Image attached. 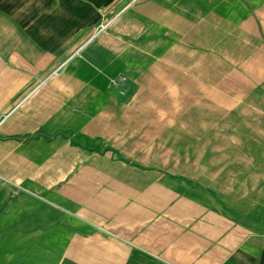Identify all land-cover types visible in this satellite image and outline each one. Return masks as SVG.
<instances>
[{
  "label": "crops",
  "instance_id": "0c3cea01",
  "mask_svg": "<svg viewBox=\"0 0 264 264\" xmlns=\"http://www.w3.org/2000/svg\"><path fill=\"white\" fill-rule=\"evenodd\" d=\"M163 39L212 94L264 79V0H0V264H264L259 125L215 103L151 134L153 104L113 102L160 93Z\"/></svg>",
  "mask_w": 264,
  "mask_h": 264
},
{
  "label": "rangeland",
  "instance_id": "374dc122",
  "mask_svg": "<svg viewBox=\"0 0 264 264\" xmlns=\"http://www.w3.org/2000/svg\"><path fill=\"white\" fill-rule=\"evenodd\" d=\"M103 27V28H102ZM100 31H103L106 29L107 26H102ZM166 28L165 35L162 33V38L166 37L165 39L167 41L170 40V42L175 43L177 40H173V37H170L169 34H172L173 29H176V33L179 43L184 45L187 40H190L189 37L192 39V41H195L199 39L200 34V27L201 26H189L188 30L189 32H186L185 26H174L170 28V26H164ZM214 26H210V35H215ZM107 30V29H106ZM197 35V36H196ZM195 38V40H193ZM162 40L159 57H160V63H156L158 66V72L161 73L162 78L160 83V93H151L148 94L147 92H144L142 94H137L136 96H124V95H115L113 102H132L136 104H143L145 108H150V104H153L154 112H151V115L148 118H161V124L160 127H151L148 128L150 130V133H153V130L160 131L162 133L166 132L167 126L165 127V123L167 119L172 117V115L175 113L176 118H185V113H189V117H192L193 125H198L196 123L197 119H200V115L202 113V110H206L208 108H211L210 105H213L215 103H220L224 105L225 108L229 106L230 110L232 107H234L235 111H237L238 118H250L253 119L252 122L257 123L259 126L256 128L258 131L255 132L256 134H261L264 132V79H260L256 77L255 72H249V66L247 67V62L241 63V68L235 71L232 78H226L224 86L226 87L224 89V94L222 95H216L212 94L211 90L212 87L217 86L216 80H200V79H185L184 78V71H193V73H196L195 67L197 65L192 67H189V64L185 61L184 54H182L177 49L174 50L173 46H171L169 50V44L166 42V40ZM176 48L183 49L181 46H177ZM248 47H242L241 48V57L242 58H248ZM169 50V51H168ZM226 50L229 52L232 50V47H226ZM174 53V56L170 55L172 52ZM246 55V56H243ZM195 55H193L194 57ZM173 57L177 63L176 68L172 67L168 61L169 58ZM191 57V58H193ZM231 57L229 55H226V61L229 60ZM228 62V61H227ZM230 64V63H229ZM243 64V65H242ZM133 66H136V63L131 64ZM243 68V69H242ZM248 68V69H247ZM120 72V70H119ZM177 74L178 79H169L167 76L169 74ZM123 75V74H121ZM120 75V78L114 79L112 84L109 86L117 87L123 85L126 80L122 78ZM208 83V85L206 84ZM89 81L85 78H81L80 80V87L85 88L89 87ZM176 85V89L174 88ZM233 86V87H232ZM227 87H231L230 89ZM209 90L204 94V90ZM144 91L151 90V88H144L141 89ZM234 92L231 94V92ZM253 91V92H252ZM255 91V92H254ZM203 93V94H202ZM80 97L82 99L86 98L93 102L102 101V99L99 100V98H102L99 95L90 96L88 94H81ZM133 97V98H132ZM176 107V112H174L173 106ZM139 108L140 105H138ZM181 109V110H180ZM137 112V111H136ZM140 112V111H138ZM149 111H146V113ZM200 127L196 128V134L199 133ZM243 161L246 159L242 158ZM132 161V160H129ZM244 164V163H243Z\"/></svg>",
  "mask_w": 264,
  "mask_h": 264
}]
</instances>
